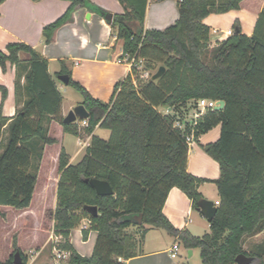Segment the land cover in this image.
Segmentation results:
<instances>
[{"label": "trees", "instance_id": "16d2710c", "mask_svg": "<svg viewBox=\"0 0 264 264\" xmlns=\"http://www.w3.org/2000/svg\"><path fill=\"white\" fill-rule=\"evenodd\" d=\"M148 1L120 0L125 11L114 15L111 26L123 40L124 51L143 57L146 68L164 65L162 76L139 79L136 87L129 74L115 85L108 102L93 97L70 76L69 85L81 93L80 104L89 111L83 130L91 142L77 163L70 162L65 146L59 153L57 205L47 211L55 220V233L63 239L58 247L70 251L68 264H125L122 260L142 252L146 234L144 230L137 240L127 229L153 226L166 228L190 249L199 247L203 264H235L242 253L255 257L253 264H264V251L244 248L247 236L264 230V8L251 36L243 34L236 22L232 35L212 43L206 16L240 9L243 0H180L179 18L165 29L144 28ZM83 5L107 13L88 0H72L62 16L44 27L47 43ZM9 63L16 66L17 106L12 117L4 114L8 89L0 84V144L7 135L0 151V221L7 218L4 207L26 210L32 206L45 147L60 142L49 133L52 123L80 136L76 122L64 121V95L49 72L48 60L24 42H11L7 52L0 50L4 71ZM201 97L226 104L209 112L197 131L199 135L222 120L221 137L203 145L220 164V176L213 180L220 194L218 211L210 230L196 236L174 227L163 207L175 186L196 209L204 199L199 186L207 179L188 171L186 135L191 127L175 126L178 114L188 111L187 102ZM159 107L171 110L164 114ZM97 126L109 129V138L96 134ZM93 177L107 180L114 193L99 195L86 180ZM93 205L98 207L96 216L89 210ZM137 215H142V223L134 218ZM84 219L91 223L82 229L84 238L91 230L98 233L90 256L78 253L70 241L71 231ZM12 246L13 252L0 264H15L17 251L22 264H28L17 233Z\"/></svg>", "mask_w": 264, "mask_h": 264}, {"label": "crops", "instance_id": "0c3cea01", "mask_svg": "<svg viewBox=\"0 0 264 264\" xmlns=\"http://www.w3.org/2000/svg\"><path fill=\"white\" fill-rule=\"evenodd\" d=\"M88 1L105 9L106 12L112 13L113 18L115 14L125 11L120 0ZM179 1L149 0L144 28L165 29L174 24L179 18ZM71 3L72 0H0V50L7 52L9 43L24 42L48 60L49 72L55 77L57 85L64 95L62 104L64 116L80 104L83 98L81 100L77 98L68 100L66 98L65 92L68 90L67 86L70 85L66 84L67 86H65V83L58 78L61 75L59 74L61 70L66 71L67 74L69 72L72 79L82 84L93 97L105 102L111 99L115 85L130 74L127 65L117 61L124 50L123 40L117 37L111 24L106 21L104 14L90 9L87 5L78 7L74 11L72 19L57 29L54 40L47 43L43 32L44 27L62 16ZM263 8L264 0H243L240 9L225 13H210L206 16L204 22L211 28L210 39L212 43L222 41L232 35L233 33L230 34V30L234 32L236 22H238L243 34L251 36ZM21 56L28 59L26 53H22ZM15 78V65L9 63L6 71L0 65V84L8 89V96L4 103V114L8 117H12L16 112ZM23 83L24 78H22ZM1 101L2 92L0 90V105ZM195 106L196 100L187 102L186 108H188V111L178 114L176 120L183 122L185 127L187 125L191 127L189 134L193 132L195 138V142L189 146L188 171L197 177L207 179L200 184L199 192L204 199L212 200L218 205L220 194L213 180L220 176V164L204 150L203 145L215 142L221 137L222 120L197 135L199 125L204 122L208 113L219 110L206 109L195 121L192 119ZM158 109L162 112L163 109L167 108L159 107ZM167 110L170 111L171 109ZM103 130L104 132L109 131L107 136H102L99 133ZM94 132L104 138H109L111 134L109 129L100 126H97ZM68 134L63 133L62 139L64 141ZM74 138L77 139L78 137L74 136ZM65 148L70 155L71 163L79 162L85 155L83 148H80V144L71 148L65 145ZM86 148L84 151H86ZM29 209L31 210V207L24 210L27 217H31ZM163 212L174 227L179 230L190 229L195 235H200L199 232H196L197 223H203L207 219L201 211L194 208L191 198L177 186L169 191ZM76 232L78 243L84 245L92 236L95 237L96 242L97 231L92 230L87 240L84 238L82 226L74 228L71 232V243L76 251L81 255L90 256L93 253L95 244L92 245L88 254L83 253L77 248L73 238V233ZM262 234L263 232H259L247 236L244 248L247 250V243L250 242L252 248L264 251V241L258 239L262 238L260 237ZM178 243L180 244V242ZM18 244L23 248L20 242V234L18 235ZM46 245L45 242L41 248L35 249V252L29 258L28 264H56L54 262V250L46 249ZM170 248L171 246L164 249L150 246L148 239L145 238L142 244V252L122 261L125 264H180L176 260L179 253L176 258H173ZM191 254H193L192 250L189 252V255ZM0 259L3 260L4 257Z\"/></svg>", "mask_w": 264, "mask_h": 264}, {"label": "rangeland", "instance_id": "374dc122", "mask_svg": "<svg viewBox=\"0 0 264 264\" xmlns=\"http://www.w3.org/2000/svg\"><path fill=\"white\" fill-rule=\"evenodd\" d=\"M158 67L153 70V72H156ZM65 86L67 85L65 84ZM67 87L68 90L65 92V95L68 100L73 98L81 100L82 95L79 91H77L72 86ZM168 112L169 111L167 109L162 110V113L164 114ZM76 123L79 128L80 136H77L78 138L76 139L74 138L75 135L68 134L65 141L62 139L64 133L62 125L58 122H53L51 125L49 132L50 135L58 137L60 142L55 145L45 147L44 157L39 170L36 193L32 202L31 210L29 209V214L31 217H27L24 210H14L11 209V207L3 208V210H5L7 213V218L0 221V258L9 257L13 252L14 247L12 244L14 233H17L18 235L20 234V242L22 243L24 252L28 255V258L32 256V254L35 252V249L41 248L45 242L47 244L46 249H51L53 251V247H58L60 241L63 240L60 235L55 233V220L49 218L47 211L49 209L55 208L57 205V185L60 177V173L58 171V157L62 146L66 145L71 148L80 144V148H83L84 153L85 148L91 142V136L83 130L86 122L83 119H78ZM99 133L102 136H107L109 131L104 132L103 130V132L100 131ZM6 138L7 135L5 132L2 136L0 151L3 149ZM84 221H82L79 226H82V229L90 227V220L84 219ZM197 225L198 228H196V232H199L200 235L196 236H202L210 230L208 219H206V221L204 220L203 223H197ZM144 230H146V234L143 238V241L145 238H147L150 246L153 245L156 248L164 249L172 246L175 242H180L181 249L178 250L179 256L176 259L178 262H180V264H203L201 250L199 247L191 249L186 247L181 238L174 235L164 227L147 226V228L144 229L136 225H132L127 229V232L135 234L137 240H141ZM187 230L195 235L190 229ZM90 232H92V230ZM262 232L263 234L260 236L262 238L258 239L264 241V230ZM73 234L77 248L83 253L86 252L88 254V252L91 251L90 248H92V245L95 244V237L92 236L86 244L81 245L77 241V232ZM51 250L49 251L50 255ZM191 250L193 251V254L189 255ZM247 250L255 252L258 251V249L251 247L250 242L247 243Z\"/></svg>", "mask_w": 264, "mask_h": 264}, {"label": "water", "instance_id": "95a60500", "mask_svg": "<svg viewBox=\"0 0 264 264\" xmlns=\"http://www.w3.org/2000/svg\"><path fill=\"white\" fill-rule=\"evenodd\" d=\"M104 17L106 21L111 24L113 22V14L112 13H105ZM236 32H239V29H236ZM166 67L164 65H161L158 70L153 74L152 78L154 80L158 79L160 76L163 75L165 72ZM63 83L69 84L70 82V75L65 73L61 74L58 77ZM225 100H219V105L215 107L217 110H222L225 107ZM89 116V111L85 107L84 104H78L76 105L73 109H71L67 115L64 116V121L65 123H72L76 122L78 119H85L88 118ZM87 181L91 183V185L96 189L97 193L99 195H111L114 193V190L111 186V184L107 180H101L98 178H87ZM197 209L202 212V214L211 222L217 211L218 207L215 204L214 201L209 200V199H202L198 202V207ZM90 212L96 216L99 214L98 212V207L96 205L90 206L89 207ZM139 223H142V215H137L134 217ZM255 260V257L249 256L245 253H242L236 257V262L238 264H253ZM15 264H22L23 259L21 256V253L17 251L15 253V258H14Z\"/></svg>", "mask_w": 264, "mask_h": 264}, {"label": "built area", "instance_id": "2783aa9c", "mask_svg": "<svg viewBox=\"0 0 264 264\" xmlns=\"http://www.w3.org/2000/svg\"><path fill=\"white\" fill-rule=\"evenodd\" d=\"M233 33L232 30H230V34ZM119 63H124L127 65V67L130 69V75L133 79V84L138 87L139 85V79L141 80H147L149 79L153 71L151 69L146 68V62L143 57H139L136 54H132L131 52L124 51L122 52V55L120 58L117 59ZM219 105L218 99H211L207 97H201L196 100V106L195 111L192 113V119L197 120L202 113L206 109H215ZM85 121V120H84ZM87 125V121H85ZM196 123V122H195ZM175 126L184 129L185 125L181 121H176ZM186 141L190 145H192L195 142L194 134L193 132L191 134L186 135ZM219 204V203H218ZM52 238V235H51ZM54 249V256H55V263L56 264H68L69 258H70V251L60 249L57 246L53 247ZM180 249V244L178 242H175L171 248V256L173 258H176L178 256V250ZM235 264H238L237 262Z\"/></svg>", "mask_w": 264, "mask_h": 264}]
</instances>
